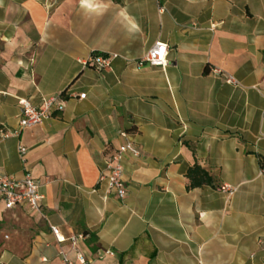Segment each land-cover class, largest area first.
<instances>
[{
    "label": "crops",
    "instance_id": "1",
    "mask_svg": "<svg viewBox=\"0 0 264 264\" xmlns=\"http://www.w3.org/2000/svg\"><path fill=\"white\" fill-rule=\"evenodd\" d=\"M156 44L166 65L139 67ZM62 94L19 131L18 100ZM0 130L19 131L0 136V176L44 196L0 204V264H264V0H0ZM125 144L119 200L98 178ZM194 165L210 184L188 188Z\"/></svg>",
    "mask_w": 264,
    "mask_h": 264
},
{
    "label": "built area",
    "instance_id": "2",
    "mask_svg": "<svg viewBox=\"0 0 264 264\" xmlns=\"http://www.w3.org/2000/svg\"><path fill=\"white\" fill-rule=\"evenodd\" d=\"M118 59V56H93L87 62L84 63V67L93 69L97 72H106L111 70L112 63ZM144 64H148L153 67H160L166 65V46L163 44H156L144 58L140 60L138 66L141 67ZM213 74L220 77L225 84L239 87V83L231 76L225 75L219 69H213ZM85 95H80L79 99H84ZM18 105L21 109L19 117V131L32 128L34 126L42 124L44 121L50 119L55 112H62L65 107V99L63 94L58 98H50L42 100L39 107H33L27 100H18ZM16 131L12 134H5L0 130V136L2 139H7L13 136H18ZM124 137L123 134H121ZM18 153L23 160L26 154V149L20 147ZM131 155L136 158L139 156V152L130 144H125L119 147L115 153L107 160L105 164V171L100 173L98 183H105L107 191L114 194L119 200L125 198L126 192L123 182V167L122 160L125 155ZM220 192L227 196V198L233 196L237 189L224 185L220 189ZM44 201V196L39 192V185L29 175H26L22 180H14L11 177L0 176V204H2L4 210H10L18 205H27L33 212H39ZM51 233L56 239L57 243L62 244L66 240L60 235L59 230L54 227H50ZM84 235L71 236L68 241L74 246L78 241L83 240ZM61 259L65 264H68L67 257L64 253H61ZM76 259L80 264H85V261L81 254L76 252Z\"/></svg>",
    "mask_w": 264,
    "mask_h": 264
},
{
    "label": "trees",
    "instance_id": "3",
    "mask_svg": "<svg viewBox=\"0 0 264 264\" xmlns=\"http://www.w3.org/2000/svg\"><path fill=\"white\" fill-rule=\"evenodd\" d=\"M186 177L190 181L188 188H198L211 182L209 175L197 165L188 170Z\"/></svg>",
    "mask_w": 264,
    "mask_h": 264
}]
</instances>
